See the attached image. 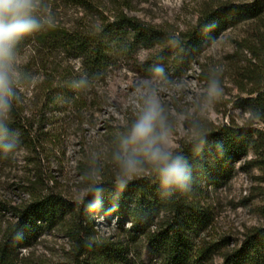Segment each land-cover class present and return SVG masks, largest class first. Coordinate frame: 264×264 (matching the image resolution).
Returning <instances> with one entry per match:
<instances>
[{"label": "rangeland", "instance_id": "1", "mask_svg": "<svg viewBox=\"0 0 264 264\" xmlns=\"http://www.w3.org/2000/svg\"><path fill=\"white\" fill-rule=\"evenodd\" d=\"M254 1L84 0L86 4L76 5L62 0H40L36 14L74 29L96 25L102 15L108 18L121 11L143 24L177 34L194 26L206 9ZM155 54V50L139 46L130 56L121 55L105 75L85 84L80 91L82 104L74 105L63 97L58 105L46 107L45 79L56 76L52 79L56 81L57 71L71 74L79 65L77 60L72 54L61 53L62 57L49 60L44 68L35 66L30 83L21 87L19 72L31 63L34 54L29 45L13 51V80L17 86L12 101L17 100L16 105L24 108L26 138L16 135L14 147L0 160V201L20 208L33 199L31 192L52 194L66 212L63 226L44 228L26 248L15 251L19 263L72 264L77 258L75 242L68 236L69 228L78 220L81 209H85L94 183L107 179L119 186L118 177L122 178V173L115 154L120 145H115V138H122L136 120L149 90L154 91L163 110L173 151L194 138L198 128L243 126L251 119L245 100L255 96L248 94L252 88H264L263 22L248 21L226 30L181 69L162 62L158 66L162 75L156 72L157 68L145 73L138 66ZM213 80L219 83L220 91L209 97ZM257 126L264 130L261 123ZM150 168L144 162L134 180L148 175ZM230 168V177L223 186L208 188L212 224L203 237L209 234L220 253L239 247L254 230H264V156L250 154ZM92 219L95 239L109 238L127 248L122 264H160L143 240L133 241L124 232L131 226L127 220L123 229L119 219L108 218L98 209ZM16 220V213L11 210L0 216V241ZM218 255L212 264H222Z\"/></svg>", "mask_w": 264, "mask_h": 264}, {"label": "trees", "instance_id": "2", "mask_svg": "<svg viewBox=\"0 0 264 264\" xmlns=\"http://www.w3.org/2000/svg\"><path fill=\"white\" fill-rule=\"evenodd\" d=\"M62 1L76 5L87 3L84 0ZM34 15L41 20V29L20 40L14 49L19 51L29 45L34 54L31 63L19 72V79L23 81L19 86L30 83L35 66L44 68L49 60L62 57L61 53L72 54L79 64L76 71L66 74L53 69L58 77L56 81L52 80L56 76L45 79V92L48 93L45 103L46 107L58 105L63 97H68V102L80 105L83 101L80 91L85 84L105 75L117 59L130 56L137 47L156 51L153 58L138 65L143 72L150 73L164 61L169 62L171 68L181 69L191 64L208 43L226 30L253 20L264 23V0L250 4L224 3L206 9L194 26L177 34L143 24L121 11L108 18L102 15L96 25L74 29L49 20L45 15ZM13 79L12 90L16 95L17 83ZM248 94L255 96L245 100L246 111L251 115L245 125L198 128L194 138L174 150V155L182 156L187 164L189 179L183 190L162 188L152 166L148 175L127 182L125 187L115 186L107 179L94 183L85 209H81L78 220L69 228L68 236L75 242L74 249L78 253L72 264H122L126 260L127 248L121 242L95 239L92 218L96 209L108 218L119 219L123 229L127 220L131 226L124 232L133 241L143 240L160 264H212L218 254L222 264H264V230H254L239 247L223 253L209 234L203 237L212 224L208 190L224 185L235 162L250 154L264 156V130L257 126L260 123L264 126V88H252ZM16 102L11 101L10 111L0 116L3 126L0 129V160L14 147L13 143L18 140L16 135L26 138L23 124L27 116ZM115 139V145H120L121 138ZM9 144L12 145L10 149L5 147ZM31 194L33 199L20 208L6 206L0 201V216L11 210L17 219L0 241V264H40L19 263L14 253L36 240L44 228L53 229L65 223L66 212L58 198L52 194Z\"/></svg>", "mask_w": 264, "mask_h": 264}, {"label": "clouds", "instance_id": "3", "mask_svg": "<svg viewBox=\"0 0 264 264\" xmlns=\"http://www.w3.org/2000/svg\"><path fill=\"white\" fill-rule=\"evenodd\" d=\"M38 2L0 0V116L10 111L14 97L13 51L20 40L38 32L42 27L41 20L34 15ZM156 72L162 75L163 70L157 68ZM219 91V83L213 80L209 85V97L217 95ZM162 112L154 91L149 90L142 110L122 136L120 150L115 154L122 173V178L118 177L121 187L139 175L144 162L158 173L162 188L183 190L186 187L189 179L187 164L182 156L174 155L170 130ZM2 127L0 125V129ZM4 132L6 134L7 130L4 129ZM5 147L10 149L12 145Z\"/></svg>", "mask_w": 264, "mask_h": 264}]
</instances>
